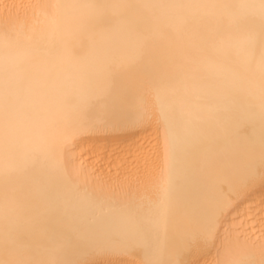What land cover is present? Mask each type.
<instances>
[{
    "label": "bare ground",
    "instance_id": "6f19581e",
    "mask_svg": "<svg viewBox=\"0 0 264 264\" xmlns=\"http://www.w3.org/2000/svg\"><path fill=\"white\" fill-rule=\"evenodd\" d=\"M92 0H0V57L17 66L26 82L19 91L20 102L9 146L0 142V167H18V157L31 156L43 142L48 125L63 112L60 97L72 91V84L94 71V59L85 54L81 62L63 56V48L77 45L70 39L74 31L73 18L93 14L90 9H63L53 23L56 10L37 5L84 4ZM143 5H221L237 0H131ZM229 12L222 8L181 9L176 7H137L127 11L128 24L142 28L154 27L160 21L178 22L187 15L205 20H227ZM38 21V22H37ZM14 26L17 35L10 39L5 30ZM206 38L181 34L169 44L162 42L152 60L145 61L132 73L118 77L115 90L137 100L146 94L150 77L159 73L163 82L156 85L175 89L179 107L207 120L211 133L183 158L178 180L181 206L176 223L182 224L185 209L195 210L201 194L209 183H222L230 191L229 205L215 234L184 247L173 258L182 264H227L247 261L264 264V167L260 166V149L264 129L261 125L259 98V28H256L255 59L246 65L242 54L245 37L239 33L227 35L223 42L211 35ZM205 29H198L204 33ZM133 38L127 25L115 31H98L93 35L98 43L116 46ZM250 93L254 111L242 110L238 117L217 123L210 118L212 109L227 110L228 94L237 89ZM153 97L155 91L153 90ZM212 98L213 103L208 100ZM155 107V101L153 100ZM102 106L97 105L96 111ZM121 105L116 104L119 111ZM254 157L250 172H243V182L237 174L244 169L247 159ZM76 165L89 172L88 187L110 190L122 207L133 199L147 194L157 199L155 184L163 177L165 148L162 130L155 122L137 127H109L83 136L76 148ZM46 184L53 192L67 193L58 177L37 166L28 181L13 178L10 194H15L31 179ZM22 202L14 207L23 208ZM148 213L149 208L143 207ZM15 217H5V193L0 183V239L5 224H13ZM75 224L88 225L95 233L119 231V218H103L99 211L88 207L76 210ZM34 228L26 227L25 241L34 247L46 234L66 236L70 243L63 259L67 264H142L146 259L140 247L128 250L102 251L92 243L88 232H73L72 217L60 215L36 216ZM40 253L37 252V255Z\"/></svg>",
    "mask_w": 264,
    "mask_h": 264
},
{
    "label": "snow or ice",
    "instance_id": "6c2138e0",
    "mask_svg": "<svg viewBox=\"0 0 264 264\" xmlns=\"http://www.w3.org/2000/svg\"><path fill=\"white\" fill-rule=\"evenodd\" d=\"M128 0H92L84 4L37 5L50 7L57 15L51 20L59 19L61 10L90 9L93 14L78 15L73 18L74 31L70 39L78 43L74 47L63 48L62 55L70 57L73 62H81L85 54L94 59V71L82 76L72 84V91L60 97L63 107L62 115L52 120L37 149L30 157H18V167H0V183L5 193V217L13 215L15 220L10 226L5 224L0 239V264H67L62 258L69 239L66 236L46 234L33 246L25 241L26 227L34 228L36 216L60 215L72 217L73 232H88L92 243L102 251L128 250L140 247L146 259L142 264H182L173 258L184 247L199 240L212 237L217 231L224 209L229 205L230 191L222 183H209L195 210L185 209L182 224L176 223L181 200L178 195V180L183 158L201 143L210 133L207 120L194 116L179 107L172 97L173 87H159L157 79L163 82L159 73L151 75V83L145 95L138 101L115 90V83L122 74L134 72L147 60H152L158 46L167 41L171 44L181 34L199 35L206 38L211 25V35L216 41L223 42L227 35L242 34L245 37L242 54L246 65L255 59L257 35L255 22L247 17L229 14L227 20L216 18L205 20L195 15H187L178 22L160 21L154 27L142 28L128 24L127 10L131 7ZM179 7V8H225L231 5H143L135 7ZM264 12V4L261 5ZM38 22V21H37ZM127 25L133 38L116 46L97 42L93 35L98 31H115ZM198 29H205L204 33ZM5 34L10 38L17 35L14 26L8 27ZM259 98L261 125L264 129V22L259 27ZM26 86L17 66L0 57V142L9 146V139L14 131L15 118L20 102L19 91ZM153 90L155 96L153 97ZM228 109H212L210 118L217 123L229 118H236L242 110L254 111L250 93L237 89L228 94ZM155 101V107L153 105ZM213 103L212 98L208 100ZM121 108L115 110L116 104ZM101 105V111L96 106ZM155 122L162 130L165 148V169L163 177L155 184L157 199L152 200L146 193L133 199L126 207L110 194V190L88 187L89 172L76 165V148L80 139L90 133L109 127H137ZM250 156L244 169L237 174L243 182V172H250L254 165ZM40 166L48 174L58 177L60 184L69 190V194L53 192L43 182L31 179L15 194H10L13 178L31 177L32 169ZM260 166L264 167V138L260 149ZM17 202L23 208H16ZM88 207L99 211L103 218H119L123 227L117 232L95 233L88 225L75 224L76 210ZM150 209L148 213L141 211ZM37 252L40 254L37 255ZM233 264V262H227ZM235 264H248L247 261Z\"/></svg>",
    "mask_w": 264,
    "mask_h": 264
},
{
    "label": "clouds",
    "instance_id": "9594fccd",
    "mask_svg": "<svg viewBox=\"0 0 264 264\" xmlns=\"http://www.w3.org/2000/svg\"><path fill=\"white\" fill-rule=\"evenodd\" d=\"M112 2H119V0H112ZM128 3L132 5L128 10L137 8L136 3H132L128 0ZM264 4V0H237V2L221 4L231 5V7H225L230 14H235L241 17H247L255 22L256 27H260L261 23L264 22V12H262L261 5ZM183 5H209V4H183ZM179 8V7H177ZM181 9H203L201 7L192 8H181ZM127 10V11H128Z\"/></svg>",
    "mask_w": 264,
    "mask_h": 264
}]
</instances>
